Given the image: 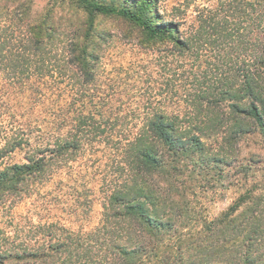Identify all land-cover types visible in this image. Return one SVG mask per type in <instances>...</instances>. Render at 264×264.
<instances>
[{
    "label": "trees",
    "instance_id": "obj_1",
    "mask_svg": "<svg viewBox=\"0 0 264 264\" xmlns=\"http://www.w3.org/2000/svg\"><path fill=\"white\" fill-rule=\"evenodd\" d=\"M70 1L84 12L0 0V74L24 104L22 133L0 148L24 160L0 185L33 197L61 175L80 224L45 218L0 264H264V0ZM98 16L150 58L104 73L113 34ZM225 180L235 196L212 213ZM49 196L34 207H54Z\"/></svg>",
    "mask_w": 264,
    "mask_h": 264
},
{
    "label": "rangeland",
    "instance_id": "obj_2",
    "mask_svg": "<svg viewBox=\"0 0 264 264\" xmlns=\"http://www.w3.org/2000/svg\"><path fill=\"white\" fill-rule=\"evenodd\" d=\"M18 4L23 0H10V3ZM106 2H116L117 0H105ZM167 3L161 2L158 6L159 12H164L166 15L169 14L163 6ZM56 12L73 14L75 12H84L81 8H78L70 0H32L31 12ZM51 10V11H50ZM116 20L111 19L109 16H98L96 19V29L99 31L106 30L113 34L109 45L105 46V50L102 58V68L104 73L114 71L127 65L134 66L140 60L147 61L150 55L139 47L132 43L121 39L120 30L121 28ZM64 28V26H61ZM103 73V74H104ZM4 78L0 74V148L3 147L5 140H10L12 132L22 133L20 124L22 119L15 115L14 112L21 113L23 109V97L19 92L18 88H4ZM156 79H153L155 81ZM6 84H9L8 80H5ZM9 87V86H8ZM138 94V93H137ZM160 96L153 97V100H159ZM161 99H164L162 96ZM136 100V99H135ZM137 101V100H136ZM164 106H176V105H164ZM138 105L135 103L124 104L123 108H137ZM5 113V114H4ZM15 120V122H14ZM19 126L18 127V123ZM23 153L15 151L10 153L3 158H0V170L7 164L23 162ZM64 180L60 175L55 178L54 185L49 189H37V186L31 185L29 188L33 192V197H30L25 192L26 186L24 185L21 189V193L4 196L5 190L4 184L0 185V254L5 252L7 249L16 248L20 249L23 246H33L35 244L34 235L35 226L40 222L43 223L44 219L46 222H60L65 226L77 228L80 226L79 223H74L73 218L70 219L67 216L69 208L66 205L68 188H64L59 182ZM228 180H225L224 186L219 187L217 191L209 193L205 199L206 204L210 207L212 213H216L226 207L235 196L233 187H228ZM22 186V185H21ZM50 190L49 199H53L56 204L55 206H49L46 208L34 207V199H38L39 195H46V192ZM89 190V189H88ZM38 192V194H35ZM91 192V191H90ZM69 193V192H68ZM101 207L98 201L93 202L92 212L89 217L84 218L81 226L84 230L91 228L96 225L99 220V213ZM65 213V214H64ZM64 218V221L63 219ZM66 218V220H65ZM42 220V221H41Z\"/></svg>",
    "mask_w": 264,
    "mask_h": 264
}]
</instances>
